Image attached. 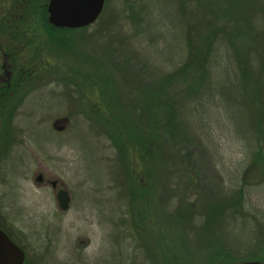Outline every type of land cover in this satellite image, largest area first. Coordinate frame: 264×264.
Here are the masks:
<instances>
[{
    "label": "rangeland",
    "instance_id": "rangeland-1",
    "mask_svg": "<svg viewBox=\"0 0 264 264\" xmlns=\"http://www.w3.org/2000/svg\"><path fill=\"white\" fill-rule=\"evenodd\" d=\"M132 1L106 0L94 25L52 37L47 34L42 16L37 18L44 59L56 73L44 75V82L29 88L22 106L2 108L0 227L23 248L25 264H165L155 243L159 239L155 225L162 227L169 248L180 246L182 257L195 263L203 264L215 251V240L232 258L254 261L255 255L264 253L262 166L248 171L245 206L254 213H249L245 230L236 231L225 217L215 228L214 219L209 237L198 244L197 229L203 223H196L194 231L185 233L184 227L176 233L178 227L172 230L170 226L174 221L171 214L184 197L193 206L198 203L196 218L201 220L205 219V204L233 201L253 153L260 144L264 145L256 126L257 113H249L245 120L250 148L230 124L222 123L225 112L216 118L212 107L199 111L198 122L185 102L178 104L176 112L186 144L172 143L160 127L139 123L130 109L141 106V93L161 84L168 62L177 64L183 59L184 45L175 0H145V7L140 6L139 11L135 10L138 4L133 6ZM209 2L215 6V0ZM129 3L133 10L127 7ZM35 7L36 2L30 0H0V17L8 9L20 14L30 8L34 19ZM137 15L144 23L135 27L131 19ZM55 38L64 39L66 45H59ZM154 38L152 46L150 42L142 45ZM146 47H150L149 51ZM97 66L101 67L100 74H111L110 98L133 120L136 130L131 138L135 141L138 137L139 146L121 143L119 149L114 144L117 121L103 119L99 111L84 110L90 102L108 107L104 94L97 92L105 85L91 70H97ZM122 71L129 83L123 79ZM63 76L73 77L76 82L62 81L57 86L55 83ZM87 94L91 99L86 98ZM162 112L159 110L157 116ZM147 134L154 142L158 137V154L156 150L151 152L150 159L143 146ZM6 144H10L8 150ZM183 148L194 155L187 167L180 159ZM41 174L45 180H59L69 192L71 205L67 212L60 210L52 187L37 182ZM189 175L198 182L196 185L188 186ZM140 183L148 184L146 191ZM142 191L146 192L143 200Z\"/></svg>",
    "mask_w": 264,
    "mask_h": 264
},
{
    "label": "trees",
    "instance_id": "trees-1",
    "mask_svg": "<svg viewBox=\"0 0 264 264\" xmlns=\"http://www.w3.org/2000/svg\"><path fill=\"white\" fill-rule=\"evenodd\" d=\"M140 1H132L133 6L138 4L135 10L139 11L140 6L145 7V0ZM175 1L179 18L182 22L184 57L177 64L168 62L165 67L168 72L162 71L165 76L161 84L152 90L141 93V106L139 108L135 106L133 110H130L133 111L134 117L139 120V123L142 122L144 126L148 127L152 125L156 129L160 127V129L165 130L172 143L186 144V137H184L183 132L181 133V119L179 121V116L176 112L178 104L185 102V105L191 108L192 114H195L197 121L199 120V111L204 107L208 109L212 107L215 110L216 118L220 119L219 113L225 112L222 123L227 122L230 124L238 137L249 142L250 148V133L245 124L246 115L253 111L257 113L256 126L259 134L264 137V0H215V6L209 0ZM30 2H36L33 18L37 20L38 17L42 16L40 18L43 20L49 36L76 31L57 29L49 25L45 7L48 0L44 2L30 0ZM42 4L44 5L43 7ZM27 6L29 7V5ZM127 7L133 10L131 3ZM131 21L135 27L144 23L141 15L133 17ZM155 41V38L149 39L146 42H142V45L150 42L152 46ZM56 42L61 46L63 44L66 45L63 43L65 40L62 38H57ZM150 47H146L148 51ZM150 53L151 56L158 60L152 52ZM91 70L98 75L101 84L105 85L104 89L100 88L98 91L95 89L94 92L97 91L104 94L108 107L104 109L90 102L86 104L84 110L90 109L91 112L95 113L99 111V115L100 117L103 116V119L105 118L110 122L111 118H113L117 121L118 139L115 138L114 144L122 143L121 146H126V144L130 143L133 147L139 146V138L135 137V141L131 138L132 131L136 130L133 120L131 121L130 116L124 112L120 104L117 103L116 105L110 98L112 95L108 87H111L109 85V83L111 84V74L109 75L107 72L104 75L100 74L102 71L100 66L97 70L93 68ZM121 74L125 82L129 83L130 79L124 71ZM62 81H67L68 83L76 82L73 77L70 78L69 76L59 78V83H62ZM85 96L87 99L90 98L89 94ZM114 97L117 98L116 95ZM169 99H176V101L167 102ZM2 108L4 107L0 106V116L4 112ZM159 110H163L160 117L157 116ZM203 115L204 113L200 115L202 119H204ZM149 135L145 136V144L143 146L146 150L145 155L150 159L151 152L156 150V154H158V137L155 138L156 141L154 142ZM121 146L118 145L119 149H121ZM180 157L182 165L186 167L189 166V163L192 164L194 160L192 150L186 148L182 149ZM149 164L150 160L147 166ZM256 165L262 166L264 169V145L261 144L253 153L251 163L244 171L242 185L234 191V198L231 199L233 201L228 204L227 202H215V205L212 202L205 204L203 209L205 219L201 220L199 219L200 217L196 218L198 203L193 206L188 201V198L184 197V200L180 201L181 205L178 210L171 214L174 221H171L170 228L173 230L178 227L175 230H179L176 233H180L184 227L185 233L189 230L194 231L196 223H203L199 231L197 229L198 244L205 243L207 237H209L210 229L212 228L211 222L214 219L215 228L219 220L221 222V218L225 217V221H228L236 231L245 230L248 227L246 220L249 218V213H254L252 209L245 206L248 171ZM143 178V176L142 178L140 177V179ZM186 180L188 181V186L198 183L190 175L187 176ZM197 180L199 179L197 178ZM149 184L152 185L153 183ZM147 185L141 184L140 187L143 190L145 188L146 191ZM145 191L140 193L142 200L146 197ZM137 212L144 219L141 211ZM155 228L159 238L158 240L155 239V243H157L161 253L164 255L165 264H198L184 258V256L182 257L179 253L180 246L173 245L169 248L165 242L162 227L155 225ZM8 235L16 242L11 234L8 233ZM252 260L264 263V253L255 255ZM242 262H246V260L232 258L215 240V251L211 252L203 264H237Z\"/></svg>",
    "mask_w": 264,
    "mask_h": 264
},
{
    "label": "flooded vegetation",
    "instance_id": "flooded-vegetation-1",
    "mask_svg": "<svg viewBox=\"0 0 264 264\" xmlns=\"http://www.w3.org/2000/svg\"><path fill=\"white\" fill-rule=\"evenodd\" d=\"M49 1L45 6L46 11ZM8 11L11 10H5L0 17V106L4 108L22 106L29 88H34L37 83L44 82V75L56 73V70L44 59L45 48L40 46V43H43L38 35L40 20L38 22L31 18L30 8L27 11L26 9L21 10L20 14L12 13V11L7 13ZM47 17L49 18L48 11ZM45 67L46 70H44ZM55 84L60 85L59 81ZM43 85L46 84L41 86ZM9 146L10 144L6 146L7 150ZM39 176H41L39 183L43 186L50 185L56 195L60 190H66L60 185L59 180H45L43 174ZM54 183H56L55 186Z\"/></svg>",
    "mask_w": 264,
    "mask_h": 264
},
{
    "label": "water",
    "instance_id": "water-1",
    "mask_svg": "<svg viewBox=\"0 0 264 264\" xmlns=\"http://www.w3.org/2000/svg\"><path fill=\"white\" fill-rule=\"evenodd\" d=\"M106 0H50L48 20L58 29H85L94 25L103 13ZM41 181V176L37 182ZM56 183H54V186ZM59 208L67 212L71 205V196L67 190H60L57 195ZM26 253L14 242L8 233L0 227V264H25ZM237 264H264L260 261H246Z\"/></svg>",
    "mask_w": 264,
    "mask_h": 264
}]
</instances>
